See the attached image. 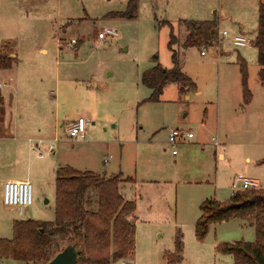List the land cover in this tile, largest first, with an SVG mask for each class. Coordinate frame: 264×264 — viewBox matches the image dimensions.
<instances>
[{
	"label": "rangeland",
	"instance_id": "rangeland-1",
	"mask_svg": "<svg viewBox=\"0 0 264 264\" xmlns=\"http://www.w3.org/2000/svg\"><path fill=\"white\" fill-rule=\"evenodd\" d=\"M130 1L0 0V54L6 47L17 57L13 70L0 76V83L13 78L9 80L13 87L2 89L9 114L3 116L5 127L13 130L15 106L10 103L17 99L19 125L35 129L32 139L47 141L45 158L39 160L29 150L28 136L20 141L0 136V239H12L14 220L55 221L56 170L71 167L136 180L132 188L121 189L126 199L139 206L135 255L117 264H167V256L176 252L178 234L183 241V264H234V257L218 247L253 243L255 229L242 220H231L211 225L199 240L196 224L204 201L226 202L233 196L236 175L257 180L264 188V165L260 164L264 87L258 75V52L254 46L235 47L220 32L215 45H186L185 27L178 23L208 19L206 8L212 2L209 17L221 31L232 38L244 24L246 37L253 39L258 12L249 4L256 5V0H137V18L112 15L126 12ZM164 21L176 27L174 49L197 90L182 95L176 84H170L159 102H149L153 92L142 84L143 74L158 65L173 66L168 48L171 29ZM108 29L117 31L118 37L100 41L98 35ZM204 49L206 56L201 55ZM239 58L248 64V87L254 98L247 105H252L248 113H241L246 104ZM80 117L91 122L85 140L65 139L66 128ZM43 123L50 127L39 132ZM177 128L192 132L195 138L179 145L174 155L167 140ZM214 137L219 138L218 147ZM48 142H53L55 154L46 151ZM219 152L225 153L224 159ZM14 169L29 176L33 185V205L22 214L7 207L3 199L2 183ZM96 194L87 195L91 210L97 207ZM69 242L60 238L52 245L51 259ZM0 264L26 263L0 257Z\"/></svg>",
	"mask_w": 264,
	"mask_h": 264
},
{
	"label": "trees",
	"instance_id": "trees-1",
	"mask_svg": "<svg viewBox=\"0 0 264 264\" xmlns=\"http://www.w3.org/2000/svg\"><path fill=\"white\" fill-rule=\"evenodd\" d=\"M124 19H135L138 2L131 0L126 12L112 14ZM168 48L172 53V68L158 65L142 76V84L152 90L149 102H159L170 84L187 95L197 90V84L184 71L174 45L177 36L171 24ZM187 36L186 45L203 47L219 42L216 21H182ZM258 52L259 80L264 87V4L259 7L258 28L253 42ZM4 47L0 54V70L11 69L16 60ZM242 78L243 100L252 101L248 87L249 69L246 60L238 61ZM4 99L0 92V105ZM264 165V159L260 161ZM122 175L106 177L93 172H81L71 167H60L56 172V218L54 222L33 220L15 221L12 239H0V257L11 258L26 264L49 263V248L60 238H69V244L82 248L78 264H117L131 261L135 255L136 226L130 217L136 212V203L121 194L120 186L132 182ZM96 191V208L90 209L87 195ZM92 206V205H91ZM201 216L196 224V236L203 240L211 225L231 220L247 222L256 232L253 243L223 244L218 250L234 257V264H264V188L240 191L226 202L207 199L201 205ZM176 252L167 256V264H183V241L178 234ZM62 251V250H61ZM59 251V252H61ZM58 252V253H59Z\"/></svg>",
	"mask_w": 264,
	"mask_h": 264
},
{
	"label": "built area",
	"instance_id": "built-area-1",
	"mask_svg": "<svg viewBox=\"0 0 264 264\" xmlns=\"http://www.w3.org/2000/svg\"><path fill=\"white\" fill-rule=\"evenodd\" d=\"M220 36L223 39L230 38L235 47H250L253 45L254 40L245 36H234L230 37L227 31L220 32ZM117 38L118 32L115 30H105L98 35L100 41H105L107 38ZM71 44L74 45V50L78 48L77 40L73 39ZM202 56L206 55V49L201 52ZM7 85H0V88ZM9 87V86H7ZM91 122L85 120L84 118H79L77 121L68 126L64 132L63 137L72 142H80L85 140L86 133ZM194 139V134L192 132H187L183 129L177 128L172 129L169 133L167 146L173 150V154L177 153L176 148L185 143H189ZM55 139L54 142H57ZM47 141L43 139H31L28 141L30 150L35 153L36 158L42 160L45 158L44 145ZM213 144L218 147L220 145L218 137L213 138ZM47 152L55 154V146L53 142H48ZM260 189V183L257 180L249 179L243 175H236L233 179L231 190L233 195L240 191H249ZM4 204L7 207H13L22 214L27 208L33 205V185L29 180L24 181H8L4 185L3 190Z\"/></svg>",
	"mask_w": 264,
	"mask_h": 264
},
{
	"label": "crops",
	"instance_id": "crops-1",
	"mask_svg": "<svg viewBox=\"0 0 264 264\" xmlns=\"http://www.w3.org/2000/svg\"><path fill=\"white\" fill-rule=\"evenodd\" d=\"M261 4H264V0H256V5H254L253 3H251V4H249V8H251V6H252V9H254L255 11L257 10V12H258V17H259V7H260V5ZM213 8H214V5L212 4V2L211 3H208V7L206 8V12H207V16H208V19H205L204 21H216L215 19H212L211 17H209L210 15H211V12H212V10H213ZM215 18H217L216 17V15H215ZM183 21H193V20H183ZM201 21V20H200ZM165 22H167V23H169V24H171L172 25V27H173V29L175 30V26L172 24V23H170L169 21H164V23ZM217 22V21H216ZM182 24V21H180L179 23H178V27H179V25H181ZM220 27V26H219ZM218 27V28H219ZM238 31H237V36H248V35H246V32H245V25L244 24H241L239 27H238V29H237ZM223 31V30H222ZM221 31V27L218 29V33L219 32H222ZM224 32V31H223ZM186 36H187V33H186ZM248 38H250V37H248ZM252 39V38H251ZM255 38H253L252 40H254ZM253 46V45H252ZM238 48V47H237ZM240 48H242V47H240ZM42 52L43 53H46V51L45 50H42ZM202 52V51H201ZM206 55H207V51H206ZM205 55V56H206ZM12 56V58H14L15 60H17V57H16V55L15 54H12L11 55ZM245 60V59H244ZM16 66V63H14V65L12 66V68L11 69H8V70H0V76L2 75V74H4V73H8V71H11V70H13V68ZM56 77H57V81H58V79L60 80V73H57V75H56ZM10 81H13V78H10L9 79ZM9 80L8 81H6V82H4V83H0V85H2V84H8L7 86H9V87H7V86H3V87H1L0 88V90H1V95H2V97H3V99H4V102H3V104L2 105H0V123L1 124H4V125H2V129H0V136L2 137V138H14V139H16V140H18V141H20V140H22V136H28V138L26 139V141H27V143H28V141L29 140H31L32 139V137H30L32 134H35V129L33 128V127H30V126H26V125H22V126H20L19 125V117H18V112H19V110L21 109V107H20V105H19V103H18V100L16 99L15 100V103H10V106H15L14 107V113H15V116H13V130L11 129V127H8V128H6L5 126V124L7 123V120L5 119L6 117H4L3 118V116H7V115H9L8 114V106H7V104H6V99H5V97H4V95H3V92H2V89H6V88H8V89H10L11 87H13V85H11V82H9ZM10 83V84H9ZM190 97H188V99H189ZM253 101H254V98H253V95H252V101H251V103L250 104H253ZM56 102H57V108H58V100H56ZM251 108H252V105H250V106H247L246 105V107L244 108H241V113H248L250 110H251ZM12 113H11V117H12ZM80 118H82V117H80ZM12 123V122H11ZM10 123V126L12 125ZM41 126L40 127H38L37 128V130H39V132H42L43 130L45 131V129H48L49 127H50V125L49 124H45V123H43V124H40ZM58 120L56 119V121H55V130L57 131V129H58ZM4 126V127H3ZM70 126V125H69ZM14 132V134H12ZM194 138H195V136H194ZM219 139V138H218ZM194 140V139H193ZM12 146H13V144H12ZM17 146H14L13 147V149H15ZM29 150H30V146H29ZM14 152V151H13ZM30 152L31 153H33L31 150H30ZM218 156H219V158H221V159H224L225 158V153L224 152H219V154H218ZM263 158V157H262ZM248 161H251V159H249ZM15 167V166H14ZM60 168V167H59ZM56 172H57V170H56ZM122 175V180H125V179H127V177H125L123 174H121ZM128 178H130V177H128ZM133 181L130 183V182H124V183H122L121 184V186H120V191H121V189L123 188V187H129V188H132L133 186H134V184L136 183V180L135 179H133V178H131ZM24 180H29V181H31V178L29 177V176H26V175H24L23 173H21V172H18V171H16L15 169H14V171H12L11 173H10V175L8 176V179L7 180H5V181H3V183H2V190H4V185H5V183L6 182H8V181H24ZM147 183H153V182H147ZM126 199V198H125ZM126 200H128V199H126ZM128 201H132V200H128ZM142 201H143V199H142ZM135 203H136V201H134ZM138 208H139V206H137V203H136V212L130 217V220H131V222H133L134 224H135V226H136V221H137V219H138V216H137V213H138ZM202 214V213H201ZM201 216V215H200ZM16 220H14L13 222H12V229H13V224H14V222H15ZM244 222V224L245 225H247V226H249V227H251L247 222H245V221H243Z\"/></svg>",
	"mask_w": 264,
	"mask_h": 264
},
{
	"label": "water",
	"instance_id": "water-1",
	"mask_svg": "<svg viewBox=\"0 0 264 264\" xmlns=\"http://www.w3.org/2000/svg\"><path fill=\"white\" fill-rule=\"evenodd\" d=\"M82 248L69 244L59 252L48 264H78Z\"/></svg>",
	"mask_w": 264,
	"mask_h": 264
}]
</instances>
